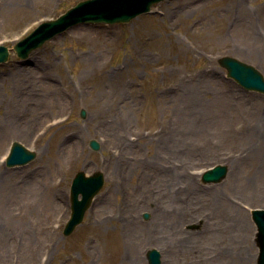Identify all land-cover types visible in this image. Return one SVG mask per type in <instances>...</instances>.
I'll return each mask as SVG.
<instances>
[{"label":"rangeland","instance_id":"374dc122","mask_svg":"<svg viewBox=\"0 0 264 264\" xmlns=\"http://www.w3.org/2000/svg\"><path fill=\"white\" fill-rule=\"evenodd\" d=\"M81 1L0 0V45ZM234 1L264 39V0ZM227 4L164 0L125 24H77L27 59L11 52L0 64V202L14 204L15 230L0 234V264H118L122 252L148 264L150 249L161 264H256L251 210L264 209V93L242 89L217 60L235 58L264 78V50L235 52L250 40L245 25L228 27L225 15L239 11H221ZM12 142L35 158L6 167ZM250 147L262 163L246 155ZM218 164L227 166L225 178L202 183V172ZM78 171H100L105 181L64 236ZM215 195L243 211L250 238L241 253L211 205ZM22 222L33 224L27 234Z\"/></svg>","mask_w":264,"mask_h":264},{"label":"water","instance_id":"95a60500","mask_svg":"<svg viewBox=\"0 0 264 264\" xmlns=\"http://www.w3.org/2000/svg\"><path fill=\"white\" fill-rule=\"evenodd\" d=\"M163 0H84L67 10L64 14L53 20L39 24L25 38L17 41L10 48L0 45V64L5 63L10 51L16 57L25 60L46 41L53 39L64 31L77 24H120L128 23L141 14L148 13L150 7ZM218 64L226 70L227 77L234 80L246 91L264 93V78L261 73L251 65L235 58L223 56L217 60ZM84 111L80 116H84ZM89 147L96 151L99 144L96 140L89 141ZM35 158V153L26 149L18 142H12L5 158L6 167L24 166ZM225 165H215L205 170L201 175L202 183H218L227 174ZM104 183V175L100 171L85 175L78 171L72 178L69 199L70 216L63 228V235L68 236L74 228L82 222L85 211L89 208L93 197L99 192ZM252 219L256 224V244L258 246L257 264H264V210L252 211ZM147 213L143 214L148 219ZM148 264H161L160 253L156 249L146 252Z\"/></svg>","mask_w":264,"mask_h":264},{"label":"bare ground","instance_id":"6f19581e","mask_svg":"<svg viewBox=\"0 0 264 264\" xmlns=\"http://www.w3.org/2000/svg\"><path fill=\"white\" fill-rule=\"evenodd\" d=\"M227 3H228L227 4L228 9L225 10V8L222 7L221 11H225V13H229L233 5H237L238 11H239L237 13V16H233V14L225 15V20L228 22V27L233 28L236 24L239 26L245 25L243 31L245 35L248 37V39L250 40L249 44L245 46L244 48L234 47L235 52L240 49H245V48L247 49L243 51H245V53H250V54H254L256 52L258 53L261 50H264V39H262L259 33L255 29H253L251 23L247 22L245 19H242L241 18L242 15H239L241 9L239 8L238 1L235 2L234 0H227ZM46 86L51 88V90L55 88V86L51 82L47 83ZM261 127L260 126L256 127L255 125L256 129L260 130ZM246 155L249 156L255 163L257 162L262 163L263 161V158L258 153V148L256 147L248 148L246 150ZM1 180H0V184H1ZM26 182H32V181H26ZM25 187H29V186L25 185ZM26 192L28 191L25 190L24 187L22 186V195H25ZM232 199L234 200V198ZM6 200L3 203L0 202V234H4V235L15 231L13 230L14 229L13 217H11L9 213V208L14 204L12 202L7 203ZM236 201L237 200H234L231 203L229 197L220 198L219 195H215L211 197V205L215 207L217 212H221L222 214H224L226 216L225 218L229 221L228 224H224V230H226V232L229 234V239L233 241L234 247H237L236 249L238 253H241L240 251L242 248V243H245V241L247 242L250 236H247V231L243 230L242 228L243 226L239 219H240V215L243 214V211L239 210L236 207V205L238 204ZM32 225L33 224L31 223L26 222L25 224H23L22 222V234H27V231L31 230ZM137 238L138 237L136 236L131 237L132 240L137 239ZM139 238L145 242L150 241V238L147 234H141L139 235ZM132 246L133 248L137 249L135 244H132ZM246 259L247 258H239L238 264L240 263L244 264V262L247 261ZM138 262H139L138 257L134 253L122 252L120 259L118 261V264H137ZM234 263H235V260H232L231 263H228V264H234Z\"/></svg>","mask_w":264,"mask_h":264}]
</instances>
